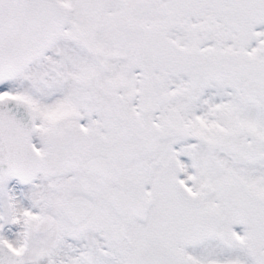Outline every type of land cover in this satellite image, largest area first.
Here are the masks:
<instances>
[{"label":"snow or ice","instance_id":"1","mask_svg":"<svg viewBox=\"0 0 264 264\" xmlns=\"http://www.w3.org/2000/svg\"><path fill=\"white\" fill-rule=\"evenodd\" d=\"M0 264H264V0H0Z\"/></svg>","mask_w":264,"mask_h":264}]
</instances>
